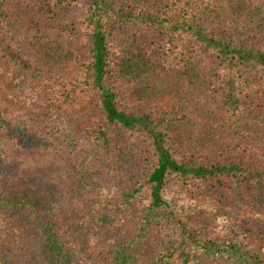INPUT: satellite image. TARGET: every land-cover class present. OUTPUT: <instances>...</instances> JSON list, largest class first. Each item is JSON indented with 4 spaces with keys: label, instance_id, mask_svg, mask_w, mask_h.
<instances>
[{
    "label": "trees",
    "instance_id": "16d2710c",
    "mask_svg": "<svg viewBox=\"0 0 264 264\" xmlns=\"http://www.w3.org/2000/svg\"><path fill=\"white\" fill-rule=\"evenodd\" d=\"M218 8V0H0V264L6 248L19 264H89L91 252L95 264H122L153 236L157 249L142 264H264V145L255 139L264 30ZM51 51L61 55L55 63L45 60ZM176 76L193 80L207 117L191 120L186 104L142 88ZM4 104L49 120V143L86 146L70 177L72 191H96L94 232L41 217L43 198L28 196L2 137L47 141L7 119ZM110 159L129 176L117 191L90 180L93 163Z\"/></svg>",
    "mask_w": 264,
    "mask_h": 264
},
{
    "label": "rangeland",
    "instance_id": "374dc122",
    "mask_svg": "<svg viewBox=\"0 0 264 264\" xmlns=\"http://www.w3.org/2000/svg\"><path fill=\"white\" fill-rule=\"evenodd\" d=\"M218 3L220 6L218 13H224L227 16H238L251 29L263 28L264 30V0H218ZM44 57L45 60L49 59L52 63H55L61 55L51 51L44 53ZM156 85L157 88L155 90L150 89V87L142 88L146 90L149 96L159 100H166L165 94H167L170 99L175 101V104L180 102L181 109H183L182 105L186 104V111L192 116L191 120H194L195 117H207L208 113L205 110V99L199 94L200 91H197V86H194L192 79L176 76L175 78L172 77L171 83L156 82ZM3 106L6 110L7 119L12 122H21L32 126L36 132V138L46 139L47 141L43 143L35 139L33 143L22 144L13 136L3 135L2 137L4 151L7 157L13 160L18 166L19 176L24 177L25 182H28L27 186L24 184L25 189L26 187L30 189L31 195L28 196L35 198L36 195L33 191H36L43 198L42 205H39V207L44 206L42 209L39 208L41 217L44 218L49 213H53L56 216V220L61 223L59 225L63 230L68 232L78 231L86 224V229L88 228L89 232H94L96 227L91 228L94 218L91 219L90 217L96 214L95 210L98 206L96 191L90 189H75L72 191L77 180L76 177H70V174H74V167L80 163L82 156L87 154L86 146L80 143L74 146L69 143H63L61 140H57V146H55L49 143L50 141L48 140L56 139L50 127L51 123L49 120L37 119L28 107L22 104H4ZM172 107L175 109L174 105ZM243 122L247 124L249 121L243 120ZM192 125L193 122H190L187 128ZM247 127L251 128L253 125L247 124ZM256 127L260 129L255 133V139L264 145V127L261 125H256ZM34 138L31 140H34ZM93 165L95 167L93 175L90 177L91 181L94 180L98 184L100 182L99 178L104 181L108 180L110 183H114L116 191L130 184L128 181L129 176L127 175V177L126 173L117 167L116 160H99L94 162ZM105 193L99 196L103 195L107 199L104 204L112 206L113 202H111L110 197L108 198ZM139 204L142 203L138 202L133 207ZM47 211H49L48 214L46 213ZM123 218L126 221V225L131 224L130 220L132 219L130 214L126 213V216ZM106 219L113 221L116 220V217L111 216L106 217ZM78 222L81 224L85 223L81 225ZM105 222L99 223L100 227L105 226ZM126 231L127 228L125 229ZM155 232L154 234H156ZM44 246L46 245L44 244ZM44 246L42 244L39 247V252L45 250ZM157 246L158 244L155 242L154 236L152 239H147L146 237L138 239V243L135 246V252L137 254L135 259L130 260V258H126V262L122 264H142L144 260L147 262V259L156 251ZM5 250L6 253L2 254L3 262L5 264H19L17 256H14L10 249L6 248ZM7 257H9V260ZM222 259L225 262L227 260V258L223 257ZM222 259L216 258L215 260L223 264ZM88 260L89 264H95L93 252L90 253Z\"/></svg>",
    "mask_w": 264,
    "mask_h": 264
}]
</instances>
